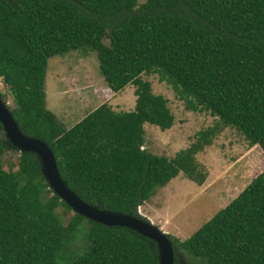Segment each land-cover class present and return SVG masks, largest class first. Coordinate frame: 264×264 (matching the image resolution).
Masks as SVG:
<instances>
[{
  "label": "trees",
  "instance_id": "1",
  "mask_svg": "<svg viewBox=\"0 0 264 264\" xmlns=\"http://www.w3.org/2000/svg\"><path fill=\"white\" fill-rule=\"evenodd\" d=\"M88 46L111 92L133 85V111L103 103L70 129L46 107L48 61ZM156 74L186 110L208 112L264 151V0H0V80L22 132L45 142L84 202L135 215L182 172L195 180L193 145L168 160L144 151V125H174ZM210 130L199 134L204 144ZM0 126V264H158L153 241L73 213L31 153L17 171ZM186 264H264V171L187 240L168 236ZM174 250V264L178 263Z\"/></svg>",
  "mask_w": 264,
  "mask_h": 264
},
{
  "label": "rangeland",
  "instance_id": "2",
  "mask_svg": "<svg viewBox=\"0 0 264 264\" xmlns=\"http://www.w3.org/2000/svg\"><path fill=\"white\" fill-rule=\"evenodd\" d=\"M144 1L139 0L140 3ZM142 78L151 84L153 94L167 100L174 116V125L166 131L144 125L142 149L171 160L193 145L202 146L193 158L196 181L180 172L165 186L157 188L153 199L151 196L143 206L140 205L141 211L154 219L155 226L161 223L164 233L183 242L264 171V151L258 145H249L236 129L221 126L218 119L208 112L186 110L171 88L158 81L156 74L143 75ZM134 89L133 85H128L119 93L111 92L99 73L97 53L88 46L54 56L48 61L44 85L46 107L66 129L73 127L102 103L116 112L133 111L136 99ZM0 96L9 109L15 107L13 94L2 80ZM208 130L212 132L207 138L211 140L210 145L199 138L201 132ZM20 153L15 148L3 151L1 160L4 170L17 171ZM163 205L164 209L160 211ZM173 207L176 212L172 211ZM56 211L65 224L73 215L64 208ZM137 212L141 213L140 209ZM166 213L171 218L168 223L159 216ZM174 250L178 253V263L186 264L175 245Z\"/></svg>",
  "mask_w": 264,
  "mask_h": 264
},
{
  "label": "water",
  "instance_id": "3",
  "mask_svg": "<svg viewBox=\"0 0 264 264\" xmlns=\"http://www.w3.org/2000/svg\"><path fill=\"white\" fill-rule=\"evenodd\" d=\"M0 126L8 143L21 153H31L40 165L41 174L60 201L74 213L107 227H123L136 232L156 245L158 264H174V245L166 233L144 216L124 214L99 208L81 200L62 179L50 147L42 140L25 135L0 96Z\"/></svg>",
  "mask_w": 264,
  "mask_h": 264
},
{
  "label": "crops",
  "instance_id": "4",
  "mask_svg": "<svg viewBox=\"0 0 264 264\" xmlns=\"http://www.w3.org/2000/svg\"><path fill=\"white\" fill-rule=\"evenodd\" d=\"M118 93H119V92H118ZM115 94H116V93H115ZM102 104H103V103H102ZM99 105H101V104H99ZM99 105H98V106H99ZM98 106H97V107H98ZM97 107H96V108H97ZM93 110H94V109H93ZM93 110H92V111H93ZM89 113H90V112H89ZM165 188H167V187H165ZM165 188H163V189H165ZM155 195H156V194H155ZM155 195H153L151 199H153V198L155 197ZM175 197H176V196H175ZM149 200H150V199H149ZM146 202H147V201H146ZM144 203H145V202H144ZM142 206H143V205H142ZM142 206H140V207L138 208V209H140V212H141L140 215L144 216L148 221H150L153 225H155V223H154V222H155L154 219H151V217L147 216L146 214L143 213V211H141ZM163 207H164V205L162 206V208L160 209V211H162V210L164 209ZM174 210H175V208L173 207L172 211H174ZM155 211H159V209H155ZM174 212H176V211H174ZM159 216H161L166 222H167V221H169V222L171 221L170 215H169L168 213H166V214H160ZM167 223H168V222H167ZM156 225H157V224H156ZM159 225H160V226H158V225H157V226L160 228V230L163 231V228L161 227V223H160ZM166 231H167V230H166ZM167 232H168V231H167ZM165 233H166V232H165Z\"/></svg>",
  "mask_w": 264,
  "mask_h": 264
},
{
  "label": "clouds",
  "instance_id": "5",
  "mask_svg": "<svg viewBox=\"0 0 264 264\" xmlns=\"http://www.w3.org/2000/svg\"><path fill=\"white\" fill-rule=\"evenodd\" d=\"M175 178H176V177H175ZM175 178H173V179H175ZM173 179H172V180H173ZM169 182H170V181H169ZM49 189H50V188H49ZM50 190H51V189H50ZM150 198H151V197H150ZM150 198H149V199H150ZM145 202H146V201H145ZM143 204H144V203H143ZM143 204H142V205H143ZM139 207H140V206L136 207V209L138 210ZM71 211H72V210H71ZM72 212H73V211H72ZM73 213H74V212H73ZM135 214H136V210H135ZM138 214L140 215V213H138ZM158 228H159V227H158ZM167 235H168V234H167Z\"/></svg>",
  "mask_w": 264,
  "mask_h": 264
}]
</instances>
